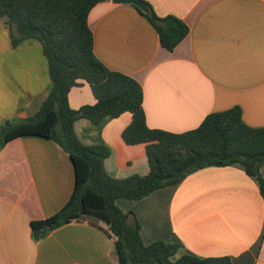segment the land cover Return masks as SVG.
I'll return each mask as SVG.
<instances>
[{
  "label": "crops",
  "instance_id": "obj_1",
  "mask_svg": "<svg viewBox=\"0 0 264 264\" xmlns=\"http://www.w3.org/2000/svg\"><path fill=\"white\" fill-rule=\"evenodd\" d=\"M146 1L158 15H175L189 26L174 50L160 44L156 29L132 4L99 2L88 23L96 56L142 85L148 125L183 132L210 113L239 106L246 124L264 127V0ZM85 82L69 93L73 108L95 102ZM51 85L41 43L28 38L14 46L0 19V124L34 114ZM131 120L125 112L101 126L75 122L84 143L103 141L112 148L105 165L116 177L148 171L145 144L122 138ZM75 178L69 153L50 138L27 134L1 147L0 264H118L110 236L88 222L33 236L32 222L68 202ZM116 203L136 214L144 243H179L173 260L228 255L234 264H264V197L239 163L205 167L144 198Z\"/></svg>",
  "mask_w": 264,
  "mask_h": 264
},
{
  "label": "trees",
  "instance_id": "obj_2",
  "mask_svg": "<svg viewBox=\"0 0 264 264\" xmlns=\"http://www.w3.org/2000/svg\"><path fill=\"white\" fill-rule=\"evenodd\" d=\"M102 1L106 0H0V19L8 26L13 45L37 39L48 61L52 83L34 114L0 124V149L23 135L47 137L69 153L76 173L68 202L52 216L33 221V236L38 239L67 223L83 221L110 236L118 264H234L228 255L184 254L173 260L180 244L163 239L144 243L138 217L133 211H123L116 200L141 199L199 169L235 163L257 179L264 197V127L246 124L239 106L210 113L197 127L183 132L150 127L142 85L128 74L109 69L94 52L88 16ZM143 1L148 12L132 5L156 29L160 44L174 50L189 34V26L175 15H158L148 1ZM82 80L89 84L95 102L73 108L69 93ZM125 112L132 114V120L122 138L129 145L145 144L148 171L116 177L105 165L112 148L103 141L84 143L75 122L88 119L101 126Z\"/></svg>",
  "mask_w": 264,
  "mask_h": 264
},
{
  "label": "water",
  "instance_id": "obj_3",
  "mask_svg": "<svg viewBox=\"0 0 264 264\" xmlns=\"http://www.w3.org/2000/svg\"><path fill=\"white\" fill-rule=\"evenodd\" d=\"M113 2L118 4H134L145 12L149 10L148 5L143 0H113Z\"/></svg>",
  "mask_w": 264,
  "mask_h": 264
},
{
  "label": "rangeland",
  "instance_id": "obj_4",
  "mask_svg": "<svg viewBox=\"0 0 264 264\" xmlns=\"http://www.w3.org/2000/svg\"><path fill=\"white\" fill-rule=\"evenodd\" d=\"M86 83V82H85Z\"/></svg>",
  "mask_w": 264,
  "mask_h": 264
}]
</instances>
